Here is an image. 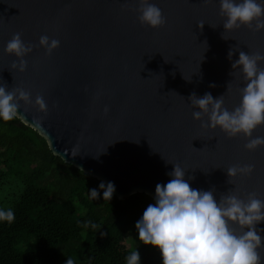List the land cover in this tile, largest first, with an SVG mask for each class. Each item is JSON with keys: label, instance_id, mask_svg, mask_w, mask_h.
Listing matches in <instances>:
<instances>
[{"label": "water", "instance_id": "1", "mask_svg": "<svg viewBox=\"0 0 264 264\" xmlns=\"http://www.w3.org/2000/svg\"><path fill=\"white\" fill-rule=\"evenodd\" d=\"M151 2L165 18L155 29L138 22L135 0H0V84L22 88L31 99L42 96L47 108L21 103L16 117L53 155L112 181L120 200L137 192L153 198L155 185L167 183L177 164L185 179L193 178L191 187L214 189L217 199L231 189L264 199V146L248 151L243 136L201 128L188 100L208 92L224 94L228 110L238 105L244 85L238 74L229 75L227 52L230 46L264 52V31L242 26L222 33L218 0ZM17 32L33 45L24 72L12 69L15 57L4 53ZM41 35L59 41L48 55L37 44ZM237 58L234 52L232 61ZM258 135L264 125L252 132ZM235 164L254 168L228 183L225 169Z\"/></svg>", "mask_w": 264, "mask_h": 264}, {"label": "clouds", "instance_id": "2", "mask_svg": "<svg viewBox=\"0 0 264 264\" xmlns=\"http://www.w3.org/2000/svg\"><path fill=\"white\" fill-rule=\"evenodd\" d=\"M135 3L137 20L141 25L155 29L165 23L161 9L151 0H135ZM218 7L223 19L222 33L242 26L252 32L264 31V0H218ZM202 25L199 23V27ZM222 33L221 37L225 39ZM37 44L48 55L59 46V41L41 35ZM204 45L206 49V43ZM32 50L33 45L22 41L19 32L14 33L4 46V53L15 57L11 68L17 72L25 71L23 58ZM234 52L238 53V58L232 61ZM226 59L231 62L229 75L238 74L244 85L238 88V105L228 110L224 94L213 98L208 92L202 96L192 93L188 97L189 104L195 109L192 119L199 121L201 128H218L228 138L243 136L247 141L244 149L254 151L264 146V136L252 137V132L264 125V67H260L264 63V52L246 53L230 46ZM209 87L215 85L210 84ZM21 103L32 104L40 112L47 111L42 96L36 95L31 99L22 88L6 90V86L0 84V121L15 118ZM102 111L107 114L108 106L105 105ZM253 168L252 164L227 167V182L238 176H249ZM185 171L178 164L173 165L171 172L166 173L170 177L167 183L155 185L153 203L146 206L134 223L136 239L156 248L161 264H264V236L261 235L264 228L257 227L264 222V199L257 198L254 192H248L245 198H241L232 189L217 199L214 189L191 187L189 181L193 178L185 179ZM114 191L112 181L101 180L87 193L92 200L110 201ZM14 219L11 209L0 208V222L10 224ZM89 223L86 221L85 227ZM91 227L96 225L91 224ZM125 261L126 264H140L137 249L132 250ZM65 264L75 262L66 258Z\"/></svg>", "mask_w": 264, "mask_h": 264}, {"label": "trees", "instance_id": "3", "mask_svg": "<svg viewBox=\"0 0 264 264\" xmlns=\"http://www.w3.org/2000/svg\"><path fill=\"white\" fill-rule=\"evenodd\" d=\"M4 178L21 188L4 208L15 219L0 222V264H65L66 258L75 264H126L135 249L140 264H161L156 248H132L125 237L153 198L137 192L123 200L90 199L87 190L100 181L53 155L45 139L17 117L0 121ZM21 244L29 249L17 250Z\"/></svg>", "mask_w": 264, "mask_h": 264}, {"label": "rangeland", "instance_id": "4", "mask_svg": "<svg viewBox=\"0 0 264 264\" xmlns=\"http://www.w3.org/2000/svg\"><path fill=\"white\" fill-rule=\"evenodd\" d=\"M20 184L15 181L13 178H4L0 179V208H8L12 205L14 198L17 196L20 191ZM127 243L132 248H137L141 241L136 239V231L135 229L130 230L126 235ZM32 244L31 246H33ZM29 249L28 246L18 245L17 250L23 251Z\"/></svg>", "mask_w": 264, "mask_h": 264}]
</instances>
